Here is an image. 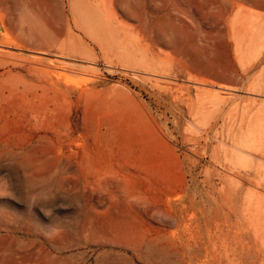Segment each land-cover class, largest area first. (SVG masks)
Segmentation results:
<instances>
[{
	"label": "rangeland",
	"instance_id": "rangeland-1",
	"mask_svg": "<svg viewBox=\"0 0 264 264\" xmlns=\"http://www.w3.org/2000/svg\"><path fill=\"white\" fill-rule=\"evenodd\" d=\"M0 264H264V0H0Z\"/></svg>",
	"mask_w": 264,
	"mask_h": 264
},
{
	"label": "bare ground",
	"instance_id": "bare-ground-1",
	"mask_svg": "<svg viewBox=\"0 0 264 264\" xmlns=\"http://www.w3.org/2000/svg\"><path fill=\"white\" fill-rule=\"evenodd\" d=\"M148 244V243H147ZM163 246V245H162ZM166 247H167V245H166ZM174 247H175V244H174ZM163 248H165V247H163ZM167 250H169V249H167ZM175 250V249H174ZM174 253V252H173ZM171 254V253H170ZM178 256H180V255H178ZM165 259V258H164Z\"/></svg>",
	"mask_w": 264,
	"mask_h": 264
}]
</instances>
